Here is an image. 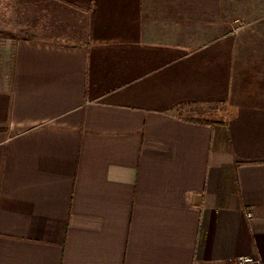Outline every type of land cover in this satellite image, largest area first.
<instances>
[{"label": "crops", "instance_id": "1", "mask_svg": "<svg viewBox=\"0 0 264 264\" xmlns=\"http://www.w3.org/2000/svg\"><path fill=\"white\" fill-rule=\"evenodd\" d=\"M191 24L175 0H0V264H264V55L185 116Z\"/></svg>", "mask_w": 264, "mask_h": 264}, {"label": "rangeland", "instance_id": "2", "mask_svg": "<svg viewBox=\"0 0 264 264\" xmlns=\"http://www.w3.org/2000/svg\"><path fill=\"white\" fill-rule=\"evenodd\" d=\"M190 2L187 6L186 0H175L176 11L179 5L190 11L191 33L185 41L193 45L184 53L176 51L175 110L213 118L232 102L239 72L248 65L244 59L264 55V0ZM182 55L191 63L179 62Z\"/></svg>", "mask_w": 264, "mask_h": 264}, {"label": "built area", "instance_id": "3", "mask_svg": "<svg viewBox=\"0 0 264 264\" xmlns=\"http://www.w3.org/2000/svg\"><path fill=\"white\" fill-rule=\"evenodd\" d=\"M252 213L248 212V216H251ZM235 264H263V261L258 256L253 255H241L234 259Z\"/></svg>", "mask_w": 264, "mask_h": 264}, {"label": "trees", "instance_id": "4", "mask_svg": "<svg viewBox=\"0 0 264 264\" xmlns=\"http://www.w3.org/2000/svg\"><path fill=\"white\" fill-rule=\"evenodd\" d=\"M206 121H209V120H206Z\"/></svg>", "mask_w": 264, "mask_h": 264}]
</instances>
